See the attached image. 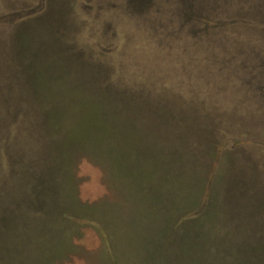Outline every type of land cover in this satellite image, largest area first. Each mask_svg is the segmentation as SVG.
<instances>
[{"label": "rangeland", "instance_id": "374dc122", "mask_svg": "<svg viewBox=\"0 0 264 264\" xmlns=\"http://www.w3.org/2000/svg\"><path fill=\"white\" fill-rule=\"evenodd\" d=\"M81 1L0 0V36L4 38L16 27L22 28L17 37L14 36L15 47L12 43L5 45L4 50L0 47V54L13 56V63L22 61L23 74L28 73V78L33 79L36 92H44L40 94L41 99L62 103L63 109L80 100L70 99L81 95L72 91L77 88L75 86L80 85L82 89L93 80L86 76L91 68L64 67L56 72L54 63H51L52 59L62 57L78 62L60 41L76 46L85 42L81 32L88 25V15L96 11L97 2L84 0L85 6L81 9L77 7ZM103 1L107 6L104 14L108 20L104 27L107 28L104 34L107 37L103 39L112 42L103 47L114 49L121 44L123 52L117 57L123 59L137 57L138 54L131 55L133 49L135 53L141 51L142 58L137 60L156 66L162 60L161 53L157 54L155 49L164 52L171 46L168 47L169 38L188 31L181 25L177 14H194L195 10L191 8L195 0H186L190 5L183 3L184 0H139L144 8L141 14L138 12L140 15L135 13L136 17H132L120 12L117 0ZM119 1L127 7L126 0ZM202 1L210 10L212 0ZM242 1L245 2L240 0L238 7L244 6ZM212 12L217 14L215 9ZM223 12L218 10V15ZM80 14L86 18L81 19ZM96 24L95 28L99 23ZM73 33L79 39L71 42L75 37ZM21 36L24 37L22 48H19ZM92 39L93 42L99 41L96 37ZM154 54L158 60L152 59ZM10 64L7 67L12 70ZM133 65L131 62V67ZM139 65L143 66L142 63ZM75 77L78 79H73ZM57 94L61 96L58 100ZM84 104L79 105L85 108ZM111 108L115 110L111 105L106 106L107 111ZM144 108L149 109V106ZM152 109L145 114L149 117L143 119L133 114L136 111L119 109L121 114L117 111L106 118L111 119L113 125L107 121L105 125L98 124L100 131L94 129V122L92 126L77 123L69 130L62 126L55 128L62 129L66 135L59 159L57 156L47 158L49 169H54L47 171L53 187L46 192L47 189H41L42 184H37L35 177L31 197L32 200H42L36 201L40 205L37 211L45 208L47 201L51 200L57 206L54 213L60 217L40 220L41 226L34 231V249L28 251V255L18 249L15 254H7L9 257L26 258L24 264H264V159L254 158L251 153L253 150L255 154L257 152L250 147L255 146L249 144L264 141L263 133H256L247 121L246 124L239 123L243 117L238 116V125H246L245 128L254 132L230 133L242 139L239 144H248L241 152L224 154L231 146L224 144L226 136L217 134L210 166L206 167L205 150L201 146L206 136L200 135L206 134L208 120L205 118L202 125L195 123L193 132L197 138L192 145L196 147L189 150L172 113L168 114V110L159 105ZM66 112L68 114L69 110ZM141 114L142 110L138 112ZM192 152L188 159L186 155ZM45 158L41 155V159L47 161ZM248 158L250 162L247 164ZM34 161L29 154L26 165L34 168ZM249 167L257 172V178L263 183L262 194L257 189L256 203L245 201L246 194L255 189L254 182L246 177ZM233 187H237L240 194L236 198L233 192L229 197L234 203L225 201L222 205L223 202L209 201L214 196L213 188L222 197L225 188ZM42 194L50 198L45 199ZM240 204L247 207V214L237 212ZM196 210H200L201 215H195ZM252 211L256 215L255 232L248 228L253 225L250 221ZM221 213L237 216L239 226L231 228V224L222 222L221 229H217L215 215ZM206 214L212 216L208 219ZM55 219L59 220V225L55 224ZM234 251L243 253L236 254L240 258H235L237 261L231 258Z\"/></svg>", "mask_w": 264, "mask_h": 264}, {"label": "trees", "instance_id": "16d2710c", "mask_svg": "<svg viewBox=\"0 0 264 264\" xmlns=\"http://www.w3.org/2000/svg\"><path fill=\"white\" fill-rule=\"evenodd\" d=\"M138 1L126 0L125 7L117 0L118 9L123 15L128 13L136 17L144 8ZM239 1L212 0L209 10L203 6L202 0H195L191 6L192 10H196H193L194 14L185 13L187 17L183 12L180 15L178 13L181 25L188 31L186 34H170L176 36L169 38L168 47L171 46L164 52L154 48L157 54L161 53L162 60L156 66L155 63L137 60L142 58L141 51L135 53L136 50L133 49L131 55L138 54L137 57L123 59L122 56L117 57L123 52L121 44L114 49L103 47L107 43L112 44L110 39L108 42L103 39L107 37V34L104 35L107 32L104 27L108 23L104 14L107 6L103 0H96V11L88 15V25L81 32L86 38L82 46L60 41L69 55L78 62L67 57L51 61L56 72L64 67L91 68L86 76L89 75V79L93 80L87 86H82V89L77 85L72 90L81 95L70 98L80 100L73 102L76 103L74 105H66L68 114L62 103L55 104L41 99L43 96L40 94L44 92H36L33 79L28 78V73L23 74L20 66L23 65L22 61L20 63L16 60L13 63V56L0 54V264H24L26 258L19 257L17 260L7 254H15L20 249L21 253L28 255V251L34 249V231L41 226L40 220L60 217L54 213V207L57 211V206L51 200L47 201L45 208L37 211L40 205L36 201L42 200H32L31 197L35 177L38 179L37 184H42L40 188L47 189L46 192L53 187L47 171L54 169H49L50 161L47 158L57 156L59 159L66 135L62 129H55L57 127L69 130V127L77 123L91 126L95 123L94 129L100 131L98 124L105 125L107 121L113 125L112 120L106 118L110 114L115 115L117 111L120 113L119 109L136 111L133 114L143 119L149 117L145 116L147 111H152L153 106L159 105L167 109L168 114L172 113L179 124L180 135L186 139L185 147H189V150L196 147L192 145L197 138L193 132L195 123L202 125L205 118L208 120L206 134L200 135L206 136L201 145L205 150L206 167L210 166L209 159L212 158L217 134L226 136L223 138L224 144L231 146L230 151L235 153L242 151L244 145L248 144H239L242 139L230 133L242 131L241 134H244L243 132L252 130L245 128L246 125H238V116L243 117V121L239 123L248 122L256 133L259 131L264 136V0H245L242 1L243 7L237 6ZM81 2L77 7L82 9L85 3L84 0ZM183 3L188 4L186 0ZM212 9L216 10V15L211 13ZM218 10L224 11L223 14L218 15ZM135 13L137 14L134 15ZM95 15L98 16L94 17ZM80 18L86 17L80 14ZM96 22L99 25L95 28ZM20 30L21 27H16L10 35L4 38L0 36L1 50L11 43L15 47L14 36L17 37ZM73 34L75 37L71 42L79 39L76 38V33ZM23 37L19 40V48H22ZM93 37L99 41L93 42ZM152 59L158 60L155 54ZM131 62L134 64L132 67ZM8 63H11L12 70L7 67ZM141 63L143 66L139 65ZM93 73H96L94 77L91 76ZM32 83L33 87L30 88ZM59 96L57 94V100ZM82 102L86 103L85 108L79 105ZM108 105L115 110L111 108V111H107ZM146 106L149 109H145ZM140 110L143 114L138 115ZM133 114L130 113L132 117ZM257 142L249 144L264 148L261 146L264 141ZM261 151L264 155V149ZM193 153L186 157L189 159ZM29 154L35 160L34 168L26 165ZM41 155L47 161L42 160ZM69 166L72 168V164ZM42 195L45 199L50 198ZM194 214L199 216L201 211L196 210ZM54 221L55 224H60L59 220ZM54 226L51 225L53 228ZM193 226L198 228L197 225ZM217 229L221 227L217 225ZM236 254L243 253L234 251L231 258H239Z\"/></svg>", "mask_w": 264, "mask_h": 264}, {"label": "crops", "instance_id": "0c3cea01", "mask_svg": "<svg viewBox=\"0 0 264 264\" xmlns=\"http://www.w3.org/2000/svg\"><path fill=\"white\" fill-rule=\"evenodd\" d=\"M253 146V145H252ZM255 146V145H254ZM248 148H249V146H248ZM252 148H254L255 149V151L257 152V154H255V152H254V150H253V153H251V155L254 157V158H259L258 160L260 161V159L262 158V159H264L262 156V151H261V149H259V147L258 146H255V147H250V149H252ZM224 151V150H223ZM243 151V150H242ZM239 152H241V151H239ZM225 153H227V154H229V153H235V152H232V151H230V149H229V151H224V154ZM260 156V157H259ZM256 158V159H257ZM250 162V159L248 158L247 159V164ZM214 167V166H213ZM260 168H262V166H260ZM262 170H263V168H262ZM247 174H249L248 176H246V177H248V178H250L253 182H254V185H255V189H253V190H250V192H249V194H246V200L245 201H255L254 203H256V198H257V189L261 192V194H262V187H263V183L261 182V181H259V179L257 178V172H255V171H251V169H250V167H249V170H248V173ZM257 179H258V181H257ZM212 190H214L215 192H214V196H213V198H210L209 199V201H219L220 203L221 202H223V203H221L222 205H224L225 203V201H228L227 203H234L235 201H229V197L233 194V192H235V194H236V198H237V196H240V194H239V192H238V188L237 187H233V188H225V191H224V195L222 196V197H220L218 194H217V191H216V188H213ZM213 192V191H212ZM232 208H235L234 206H232ZM237 212L238 213H240V214H247L248 213V209H247V207L244 205V204H240L239 206H237ZM251 215H252V217H251V219H250V221L251 222H253V225L251 224V226H249L248 228H250L251 229V231H253V232H255V227H256V224H254L255 222H256V219H255V211H252V213H251ZM206 216L208 217V219L212 216V215H208V214H206ZM215 217H216V220H217V225L218 226H220L221 227V225H222V222H227V223H229V224H231V225H229L231 228H237L238 226H239V221H238V219L236 218V217H234V216H230V215H226V214H217V215H215ZM213 226H214V224H213ZM249 229V230H250ZM256 239V238H255ZM255 241V240H254ZM255 242H253V244H254Z\"/></svg>", "mask_w": 264, "mask_h": 264}]
</instances>
